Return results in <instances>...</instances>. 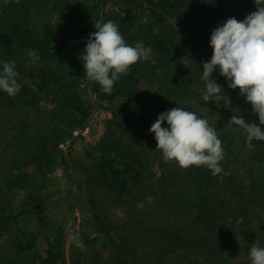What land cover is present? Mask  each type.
Returning <instances> with one entry per match:
<instances>
[{"label": "trees", "instance_id": "1", "mask_svg": "<svg viewBox=\"0 0 264 264\" xmlns=\"http://www.w3.org/2000/svg\"><path fill=\"white\" fill-rule=\"evenodd\" d=\"M33 1L0 0V121L13 96L64 98L52 103L62 127L47 138L0 126L9 169L0 193L12 192L1 194L0 221L26 243L58 235L25 264H83L76 237L112 249L85 264H252L246 251L264 246V0H76L78 19L38 31ZM103 111L105 131L88 146ZM85 159L86 182L104 179L119 193L91 196L123 208L124 230L111 225L90 238L77 229L79 194L49 174L60 168L71 185ZM65 196L72 216L45 220L46 205Z\"/></svg>", "mask_w": 264, "mask_h": 264}, {"label": "rangeland", "instance_id": "2", "mask_svg": "<svg viewBox=\"0 0 264 264\" xmlns=\"http://www.w3.org/2000/svg\"><path fill=\"white\" fill-rule=\"evenodd\" d=\"M27 1L30 2L31 0ZM66 1L68 3H66ZM25 2L26 0H22L23 4ZM33 2L34 7L30 12V17L32 20V26L37 31L42 30V27L46 24L54 25L58 23V25H61V20L66 21L68 18L78 19L82 15V12L78 11L76 8L71 9V5L75 3L76 0H35ZM114 2L119 3L124 2V0H114ZM60 11H62L63 14H60ZM108 13L110 15H114L118 13V10L114 5H110ZM57 65L58 64L54 62L53 64H49V67H56ZM37 71V68H27L24 73L23 82L31 84L35 79L33 76L37 73ZM55 92L48 91L47 93H43L37 97L23 101L17 100L16 97L13 96V102L10 104L9 108L6 109L7 112H5L4 115L2 112L3 116H1L2 119L0 121V126H4L7 130L8 128L12 129L16 127L25 134L33 132L34 129H36L34 133H37L38 130L44 138L54 134L56 129L62 127V119H59L60 116L52 110V103H54L55 98H59L60 104L63 105L61 100L64 98L63 92ZM197 108L199 109V107ZM199 112H203L205 115H208L207 110L204 108ZM109 119L110 114L107 111H103L100 113L99 117L96 118L93 128L88 132L84 141L88 146H94L97 144L105 131V126ZM199 126L201 125H197V128ZM7 148H9V146H7ZM83 149L84 148L82 146H76L74 152L78 157H82L84 154ZM81 165L82 163H75L74 169L76 170H73L72 172L73 182H71V185L69 184L70 182L67 183V180L64 178L60 168L55 169V171H52L49 174L50 179L54 182H58L57 186L60 187V189L69 190L71 188L75 194H79L78 203H80V206L74 211L78 217L77 229L89 230L90 238L99 236L101 231H106L111 225L120 226L124 230L126 217L123 208L117 205L115 206L114 199L111 201L102 199L100 201L99 197L91 196V194H105V197H114V194L119 193L111 190L108 186V182L104 181V179L99 180L96 177H92L90 178V181L86 182L84 170L85 166H87L89 170L91 169L89 166L90 163L86 161L83 162L82 166ZM153 171L154 173L157 172L156 169H153ZM153 171L151 170V173H153ZM7 174H9V169L6 167V161H0V190L5 188L4 185L8 183ZM141 183H147L146 179H142L140 183H134L132 185L131 192L127 194H136L138 190L136 186L138 184L141 185ZM79 185L81 188L78 187ZM4 191L0 193V200L5 199L4 197H1V194H5V197H7L8 193L6 192L12 193L8 189H5ZM89 198H91L92 201H89ZM66 201L67 197L65 196L48 203L42 213V217H45V220L50 221L49 219L55 217L56 215L57 217H63L64 214H70V216H72V210L67 207ZM95 214H97L98 221L94 219ZM34 217H36V215L29 214L28 216L22 218V227L27 229L29 222L34 221L32 219ZM126 227L127 231H135L130 228L128 223H126ZM56 237H58V235L55 234L54 231L49 235L46 232L45 234H42L40 238H36V240L31 239V242L26 243L25 240L21 239L20 234L16 229H14L12 224L0 221V264H18V261L25 264V260L30 259L35 252L37 254L38 252H43L45 249L44 246L47 242H53ZM62 240H64V236L61 237V241ZM139 242L140 241H138V243ZM19 245H27L28 248L25 250L21 249L19 255L14 256V253ZM73 247L76 249L75 251L80 253L83 264H85L86 260L89 261V257L94 253H98L99 256L103 258H105L108 254H112L110 243H107L106 239H98L92 241L91 243H85L81 237H76ZM246 254V256L251 258L252 264H264V246H250L248 251H246Z\"/></svg>", "mask_w": 264, "mask_h": 264}]
</instances>
